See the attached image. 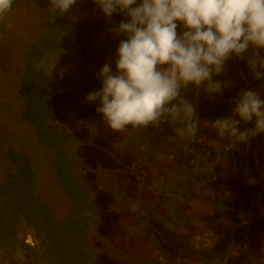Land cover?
I'll return each instance as SVG.
<instances>
[{
    "label": "rangeland",
    "instance_id": "obj_1",
    "mask_svg": "<svg viewBox=\"0 0 264 264\" xmlns=\"http://www.w3.org/2000/svg\"><path fill=\"white\" fill-rule=\"evenodd\" d=\"M25 1L13 0L0 21V264H108L105 245L101 250L94 240L98 224L109 229L105 221L114 212L95 205L109 199L97 188L109 184L112 165L123 175L141 158L132 161L128 142L106 144L113 135L93 112L98 102L86 101L102 86L93 54L68 45L60 23L48 30L47 2L32 12ZM49 31L56 47L39 59L62 51L53 76L43 80L32 49ZM59 169L76 186L77 201L62 186Z\"/></svg>",
    "mask_w": 264,
    "mask_h": 264
},
{
    "label": "crops",
    "instance_id": "obj_2",
    "mask_svg": "<svg viewBox=\"0 0 264 264\" xmlns=\"http://www.w3.org/2000/svg\"><path fill=\"white\" fill-rule=\"evenodd\" d=\"M45 2L48 3L47 22L51 25L48 30H52L50 0H26L24 8L42 12ZM122 20H127L122 13L106 18L94 0H77L55 22L60 23L68 45L72 41L93 54L99 74L106 63L115 72L116 50L126 37L115 34L112 29ZM177 23V32L181 34L183 25ZM253 51L250 47L243 59L231 56L224 64L223 73L213 76L226 85L220 94H209L204 87L189 86L181 90L184 99L196 106L201 122L194 136L178 137L173 128L183 126L179 123L164 124L160 129L129 127L118 133L101 122L113 135L106 144L128 142L133 150L132 161L138 156L141 158V164H133L131 171L123 175L112 165L109 184L101 183L102 187L97 188V194L108 195L109 199L104 203L99 200L95 205L102 203L114 212L105 221L109 229L104 230L103 223L98 224V236L94 240L101 250L105 245L104 250L111 258L108 264H153L156 249L163 253L166 264L219 263L228 231L236 220L237 203L229 194L230 189H237L242 205L253 211L249 231L252 252L264 263V133L250 137L247 143L248 173L245 174L242 167L230 170L221 149L225 139L220 140L211 126L212 121L232 115L226 110V103L234 108L244 91H255L264 100V75L256 79L248 66ZM259 51L264 57V49ZM257 70L264 72V69ZM241 122L244 130L254 127V121ZM157 143L159 146L153 152ZM178 149L189 159L184 160L177 154ZM110 159L115 161V155ZM118 175L123 181H116ZM208 228L215 232L213 244L197 253L191 244V234ZM226 264L250 262L247 253L236 245Z\"/></svg>",
    "mask_w": 264,
    "mask_h": 264
},
{
    "label": "clouds",
    "instance_id": "obj_3",
    "mask_svg": "<svg viewBox=\"0 0 264 264\" xmlns=\"http://www.w3.org/2000/svg\"><path fill=\"white\" fill-rule=\"evenodd\" d=\"M13 0H0V21L12 9ZM77 0H50L52 22L69 12ZM104 16L127 17L112 31L124 35L116 50L115 72L106 63L99 72L102 86L87 95L98 102L96 111L114 132L129 127L160 129L174 127L175 134L194 136L200 125L196 106L184 99L182 89L204 87L220 94L224 85L214 75L224 71L233 55L243 59L254 51L248 66L256 79L264 72V0H94ZM183 32L178 34V23ZM62 50H60L59 54ZM59 54H49L34 68L53 76ZM62 76V73H61ZM238 117V119H237ZM241 121L254 127L240 130ZM220 140L228 139L229 149L247 144L250 137L264 133V100L255 91H244L229 117L211 122Z\"/></svg>",
    "mask_w": 264,
    "mask_h": 264
},
{
    "label": "built area",
    "instance_id": "obj_4",
    "mask_svg": "<svg viewBox=\"0 0 264 264\" xmlns=\"http://www.w3.org/2000/svg\"><path fill=\"white\" fill-rule=\"evenodd\" d=\"M225 108L229 113L230 112L233 113L234 108L231 107L229 102L226 103ZM229 143L230 141L226 138L225 143L222 145L221 149L222 152L224 153V156L227 160L230 170L236 171L239 167H242L243 173L247 174L248 169L246 166L245 157L239 159L236 156L241 149L240 144L238 143L235 145V147L229 149L228 147ZM228 192L229 194L232 195V197L236 200L237 203L236 213H235L236 220L232 225V227L230 228V230L228 231L226 238L225 252L223 253L219 263L217 264H226L227 260L234 252V248L236 245H239L241 250L247 253L250 264H264L252 252V245L250 242L249 231H250V226L252 224L253 211L251 208H245L242 205L237 189H230ZM214 236H215V232L211 228L193 232L191 234V244L194 251L200 253L203 250L209 248L213 244ZM153 264H166L164 262L163 253L159 249L155 250V260ZM172 264H180V263H172ZM189 264H206V262L198 261Z\"/></svg>",
    "mask_w": 264,
    "mask_h": 264
},
{
    "label": "trees",
    "instance_id": "obj_5",
    "mask_svg": "<svg viewBox=\"0 0 264 264\" xmlns=\"http://www.w3.org/2000/svg\"><path fill=\"white\" fill-rule=\"evenodd\" d=\"M58 22H55L54 25H57ZM51 26V25H50ZM53 26V25H52ZM53 38V33L51 31H49V33L47 34V36L43 39L42 43L40 42H37V44L34 46V48L32 49L35 53H36V63L38 61H40L39 59V55L42 54L43 51H47V50H50V49H53V47H56V42L52 39ZM33 58V57H32ZM44 77V76H43ZM42 77V78H43ZM48 77L49 75L46 73V77L43 79V80H48ZM42 80V81H43ZM31 81H28V84H30ZM43 90L42 87H41V93H43ZM45 91V90H44ZM34 99V93L33 91H30L28 92V95L26 97V100H27V104L28 106L31 105L32 101ZM99 106L98 103H96L93 107V112L94 113H97V114H100L96 111V108ZM239 128L241 131L244 130V125L242 124V122L240 123L239 125ZM197 133V132H196ZM240 146H241V149L240 151L237 153V157L240 159V158H243L245 157L246 155V151H247V144H241L239 143ZM158 143L156 144L153 152H156L157 148H158ZM177 154H179L184 160H188L189 159V156H184L183 153H181V150L178 149L177 151ZM11 156L13 158H15L17 155L15 154H11ZM65 173H63V169H59V176H60V180H61V183H62V186L66 189V191L70 194V196H72V198H74L76 201L78 200V191H77V188L75 185H73L72 181L70 180V176L69 175H64Z\"/></svg>",
    "mask_w": 264,
    "mask_h": 264
}]
</instances>
